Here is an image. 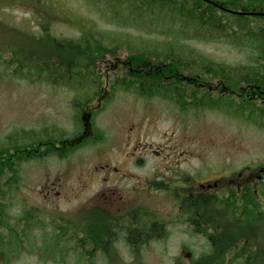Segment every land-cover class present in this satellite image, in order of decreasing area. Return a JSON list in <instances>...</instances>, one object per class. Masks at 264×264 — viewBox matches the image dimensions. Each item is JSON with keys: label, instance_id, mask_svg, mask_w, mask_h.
I'll return each mask as SVG.
<instances>
[{"label": "rangeland", "instance_id": "1", "mask_svg": "<svg viewBox=\"0 0 264 264\" xmlns=\"http://www.w3.org/2000/svg\"><path fill=\"white\" fill-rule=\"evenodd\" d=\"M47 1L37 11L0 2V153L30 147L33 154L21 152V161L11 160L14 175L7 171L0 179V264H204L199 260L209 244L186 222L180 199L206 186L211 191L216 182L223 191L236 174L247 178L264 169V118L254 123L245 118L249 112L234 115L235 107L226 105L184 112L161 97L115 88L116 78L133 73L127 60L138 34L142 46L147 35L106 23L86 0ZM44 20L57 39L77 40L79 20L119 36L117 54L92 66L100 84L76 91L44 76L37 81L14 74L7 50L26 40L25 33L41 34ZM196 47L230 64L246 59L222 44ZM47 141L64 150L62 156L49 152ZM99 215L119 225L158 221L163 233L134 249L118 242L104 252L100 245L80 246Z\"/></svg>", "mask_w": 264, "mask_h": 264}, {"label": "trees", "instance_id": "2", "mask_svg": "<svg viewBox=\"0 0 264 264\" xmlns=\"http://www.w3.org/2000/svg\"><path fill=\"white\" fill-rule=\"evenodd\" d=\"M4 1L36 11L48 4L47 0ZM86 1L106 23L147 35L144 38L148 39V45L142 46L143 37L138 34L140 38L130 51L134 57L127 60L133 73L116 78L115 88L133 89L141 97H161L184 112L226 105L235 107L234 115L243 116L249 112L245 118L254 123L258 122L257 118H264V104L259 107L256 103L259 98L264 99V0ZM77 22L80 34L73 41L49 35L46 20L39 22L41 34L25 33L26 40H19L15 47L7 50L12 55L11 62L15 63L14 74L37 81L44 76L52 85L69 86L76 91L82 86L100 84L92 66L108 55L114 57L123 42L116 39L119 36L107 37L108 34L93 22ZM214 43L243 52L246 59L230 64L196 47ZM183 74L192 79L183 82ZM95 92V95L100 93L98 87ZM237 95L241 98L239 102H235ZM89 101L86 99L85 103ZM43 146L53 147L49 152H56V155L64 153L49 141ZM29 148L0 153V179L7 171L9 177L14 175L12 159L21 161V152H28ZM32 150L35 152L37 148ZM4 153L9 162L4 161ZM226 181L230 185L223 191L216 189L220 183L216 182L211 191L207 190L210 186H206L203 191L180 199V210L186 222L194 233L206 238L210 247V252L199 261L204 264L213 259L217 264H264V177L253 183L236 174ZM0 194L2 197V191ZM98 219L95 226L90 224L94 227L90 237L79 239L80 246L93 244L103 249L109 243L120 242L139 248L163 233L158 221L119 225L118 221L101 215ZM2 227L8 228V224L3 223ZM5 249L8 253L13 251L11 247ZM85 253L90 255L88 251Z\"/></svg>", "mask_w": 264, "mask_h": 264}, {"label": "flooded vegetation", "instance_id": "3", "mask_svg": "<svg viewBox=\"0 0 264 264\" xmlns=\"http://www.w3.org/2000/svg\"><path fill=\"white\" fill-rule=\"evenodd\" d=\"M264 172L260 173H251L252 175H249L246 179L249 180L250 182L256 183L257 181H259L262 177H264ZM120 243V242H118Z\"/></svg>", "mask_w": 264, "mask_h": 264}, {"label": "water", "instance_id": "4", "mask_svg": "<svg viewBox=\"0 0 264 264\" xmlns=\"http://www.w3.org/2000/svg\"><path fill=\"white\" fill-rule=\"evenodd\" d=\"M263 171H264V169H262V168L259 170L260 173H262Z\"/></svg>", "mask_w": 264, "mask_h": 264}]
</instances>
